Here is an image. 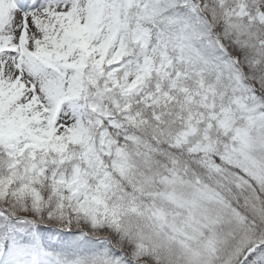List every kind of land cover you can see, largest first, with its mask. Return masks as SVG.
<instances>
[{"label": "snow or ice", "instance_id": "1", "mask_svg": "<svg viewBox=\"0 0 264 264\" xmlns=\"http://www.w3.org/2000/svg\"><path fill=\"white\" fill-rule=\"evenodd\" d=\"M0 264H264V0H0Z\"/></svg>", "mask_w": 264, "mask_h": 264}]
</instances>
